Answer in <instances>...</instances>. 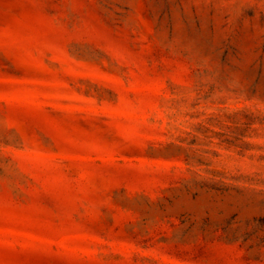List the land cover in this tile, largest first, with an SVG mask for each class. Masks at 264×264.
Returning <instances> with one entry per match:
<instances>
[{
  "label": "rangeland",
  "instance_id": "1",
  "mask_svg": "<svg viewBox=\"0 0 264 264\" xmlns=\"http://www.w3.org/2000/svg\"><path fill=\"white\" fill-rule=\"evenodd\" d=\"M0 264H264V0H0Z\"/></svg>",
  "mask_w": 264,
  "mask_h": 264
}]
</instances>
